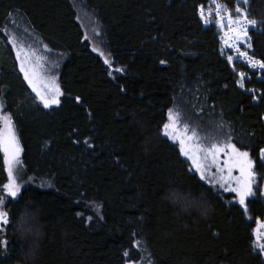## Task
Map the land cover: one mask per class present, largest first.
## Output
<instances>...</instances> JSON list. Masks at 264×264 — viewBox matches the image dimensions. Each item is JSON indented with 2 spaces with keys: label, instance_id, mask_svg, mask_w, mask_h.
<instances>
[{
  "label": "trees",
  "instance_id": "obj_1",
  "mask_svg": "<svg viewBox=\"0 0 264 264\" xmlns=\"http://www.w3.org/2000/svg\"><path fill=\"white\" fill-rule=\"evenodd\" d=\"M85 2L102 24L115 73L84 39L71 0H0V99L21 139L25 177L49 183H29L17 203L7 202L0 264H126L127 250L151 264H264L253 247L254 223L264 219L260 188L248 202L249 220L160 132L177 101L220 115L249 139L261 185L264 79L245 83L258 102L239 88L218 32L199 17L209 0ZM220 2L233 8V0ZM248 12L261 22L250 35L264 60V0H249ZM13 21L66 53L59 106L44 108L19 73L4 28ZM6 182L0 154V188Z\"/></svg>",
  "mask_w": 264,
  "mask_h": 264
},
{
  "label": "snow or ice",
  "instance_id": "obj_2",
  "mask_svg": "<svg viewBox=\"0 0 264 264\" xmlns=\"http://www.w3.org/2000/svg\"><path fill=\"white\" fill-rule=\"evenodd\" d=\"M249 0H233V9L221 3L220 0H209L207 13L205 7L201 5L198 14L204 25L214 24L223 33L220 40L224 47L232 49L236 58L242 59L251 69L260 70L264 73V60H258L254 55H250L247 50H242L241 45L247 49H252L250 28L260 30L258 25L261 23L256 19L249 18ZM215 17V20L210 19ZM15 23V21H13ZM27 31V30H25ZM8 42L15 50V60L18 61V71L22 74L23 80L36 94L35 99L44 108H52L53 105L59 106L60 97L64 92L56 83L55 76L46 79L42 74L43 57L36 56V50L18 43L17 37L7 33ZM87 38V37H86ZM44 48L48 51L47 45ZM96 50L95 48L93 49ZM103 55V53H101ZM233 55L227 56V61L232 63ZM105 64L111 68V62L105 59ZM161 64L165 61L161 60ZM122 71V70H118ZM239 80L236 83L241 89L245 88L244 80L246 74L238 73ZM254 92V89H248ZM258 99V97H256ZM79 102L80 98H75ZM5 102L0 99V154L7 172V183L0 188V233H3L10 223L9 212L5 209L6 201L17 203L20 195L21 184L18 178L23 172V165L20 159L23 147L20 144L16 125L11 113L5 112ZM199 125L192 126L187 122H181V113L178 109L169 108L167 111V122L163 124L162 134L178 143L180 154L191 161L194 171L199 174V179L213 187H219L226 193H234L236 202L241 206L245 213L248 211V201L254 197V185L257 183L256 160H254L246 147L244 141H239L242 147H238L233 142V132L230 126L224 123L215 125V131L211 135L201 136L198 131ZM88 143V141H84ZM259 159L264 163V149L259 150ZM238 173V174H234ZM43 186V185H42ZM172 197L176 200H186V197L173 192ZM102 219V217H100ZM91 220V217L88 218ZM249 220L252 218L249 216ZM27 223L21 220V226ZM257 227L253 230L257 246L264 255V221L257 219ZM139 243V242H137ZM0 251H7V241L0 239ZM128 256V252L124 253Z\"/></svg>",
  "mask_w": 264,
  "mask_h": 264
},
{
  "label": "rangeland",
  "instance_id": "obj_3",
  "mask_svg": "<svg viewBox=\"0 0 264 264\" xmlns=\"http://www.w3.org/2000/svg\"><path fill=\"white\" fill-rule=\"evenodd\" d=\"M71 1L73 3L74 8L76 9L77 19L79 20V22L81 23V26L83 28L84 39L86 41H88V43L90 44V47L94 53L98 54L104 61H105V59H108L110 61L111 55H110L107 43H106L105 38H104V32H103L102 24L99 21L97 15L95 14V12H93L87 6L85 0H71ZM208 7H209V3L207 6H205V12L206 13L208 11ZM228 8H229V10L233 9L231 7H228ZM210 19L215 20V17L213 16ZM207 26H213L216 29V31L218 32L219 39H220V36L223 33L218 29V27H216L214 24H209ZM4 28L7 30V33L13 34L17 37L18 43L23 44L25 48L31 47V48L35 49L36 50V56L44 58L41 61V63L43 64V69L41 70V74L46 79L51 78L52 76H55L56 83L59 85L60 89L63 91V88H62V85H61L60 79H59V74H60L61 66H62L64 60L66 59V56H67L66 53L52 49L42 39V37L40 35H38L37 33H35L27 24H22L19 21H15V23H13V24L11 22H7L5 24ZM25 30H27V31H25ZM251 30L252 29L250 28V31ZM250 31H249V35H250ZM251 43H252V38H251ZM44 45H47V49H50V51L46 50L44 48ZM94 48L96 49L95 51L93 50ZM220 48H221V53L224 56V58L227 59L228 55H233L234 59H233L232 63H229V64L232 66L234 72L236 73L237 80H239L238 73H240V72H244L246 74L244 84L246 83L247 80L252 79L253 77H256L258 79H264V75H263L264 73H262L258 69L257 70L251 69L242 59L236 58L235 52L232 49L225 48L224 44L221 40H220ZM241 48H242V50H247L250 55L255 56L253 48L247 49L245 45H241ZM101 53H103V55H101ZM255 58L258 59L256 56H255ZM239 64L240 65L243 64L245 67H247V71H240L238 68ZM111 69L113 70L114 73L117 72V68H115V66L111 67ZM123 72H125V69ZM243 90L249 92L246 88H244ZM254 90H255L254 92H249V93H253L254 95H257V96H255L254 101L258 102L259 92L256 89H254ZM34 95L36 96L35 93H34ZM63 97H64V95L60 97L61 102H62ZM256 97H258V99ZM53 107H57V106L53 105ZM172 108L178 109L180 111L182 123L187 122L190 125V127L199 125L198 131H199L201 136L213 134L215 131V125L218 123H224L226 126H230L231 130L233 132V142L237 143L238 147H242V145L239 143V141H241V140L244 141L247 146L242 147V150L250 151L251 144L249 142V139L246 138L245 136H241L240 133L233 127L231 122H229L228 120H225L220 115L215 114L213 112L202 111L199 104H194V103H191L190 101H186V100L185 101H179V102L177 101ZM263 120H264V118H263ZM166 122H167V118H166V121L164 123H166ZM162 127L160 130L161 134H162ZM17 133H18V131H17ZM18 136H19V133H18ZM19 140H20V144L22 146L20 136H19ZM172 142H174V141H172ZM174 143L179 147L178 143H176V142H174ZM184 158L189 163V167H190L191 171L196 173L194 171V166L192 165L191 161L188 160L186 157H184ZM20 159H21L22 165H23V172H22L21 176L18 178V183L21 184L20 195H21L23 189L29 183H37L39 185L49 186L48 182H35L32 178H26L25 177V168H24V163H23V153L21 154ZM196 174L199 176L198 173H196ZM234 174H238V173H234ZM259 179H260V174L257 173V183H256V185H254V191L256 192L257 189L260 188L261 195L264 197V177H263L261 185L259 184ZM207 185L209 187H211L214 190V192H216L222 198H224L227 203L238 205V203L236 202V197H235L234 193H226L223 191V189H219L218 186L213 187L210 184H207ZM252 198L253 197H250L249 200H251ZM6 206H7V201H6L5 209H6ZM89 207H91L93 209L95 215L98 218L102 217L101 206L98 203L93 202V203L89 204ZM246 214L248 217L250 216L249 210L247 211ZM259 220L264 221V219H259ZM256 227H257V224L254 223L253 230ZM5 232H6V229L3 233H0L3 236L2 237L3 240H6V238H4ZM261 232L264 233V229H261ZM253 235H254V233H253ZM260 242H264V240H262ZM253 247H254L256 252L260 253L259 248L257 246L255 235H254ZM125 252H128V256L125 257L127 259L126 264H151L148 257H146V256L140 262H136V261H133L130 259V254H129L128 250ZM262 256L264 258V255H262Z\"/></svg>",
  "mask_w": 264,
  "mask_h": 264
},
{
  "label": "water",
  "instance_id": "obj_4",
  "mask_svg": "<svg viewBox=\"0 0 264 264\" xmlns=\"http://www.w3.org/2000/svg\"><path fill=\"white\" fill-rule=\"evenodd\" d=\"M113 71L111 70L110 73H112ZM123 92H125V90H123Z\"/></svg>",
  "mask_w": 264,
  "mask_h": 264
}]
</instances>
